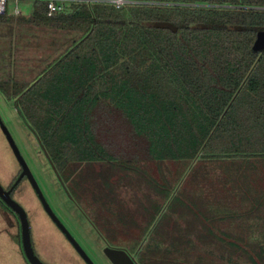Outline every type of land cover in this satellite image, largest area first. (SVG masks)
Here are the masks:
<instances>
[{
	"label": "trees",
	"instance_id": "obj_1",
	"mask_svg": "<svg viewBox=\"0 0 264 264\" xmlns=\"http://www.w3.org/2000/svg\"><path fill=\"white\" fill-rule=\"evenodd\" d=\"M27 2L19 22L81 33L31 86L0 82L59 173L107 159L95 129L103 99L140 152L144 137L148 161L264 162V0L70 2L50 17L45 2Z\"/></svg>",
	"mask_w": 264,
	"mask_h": 264
},
{
	"label": "rangeland",
	"instance_id": "obj_2",
	"mask_svg": "<svg viewBox=\"0 0 264 264\" xmlns=\"http://www.w3.org/2000/svg\"><path fill=\"white\" fill-rule=\"evenodd\" d=\"M125 1L152 3L147 2L152 0ZM187 1L192 5L205 4V0ZM14 5V1L8 0V16L0 21V82L31 86L81 38V33L19 22L12 15ZM18 5L24 18H28L29 2L20 1ZM104 100L96 112L107 116L106 106L112 102ZM13 104L0 92V121L55 210L58 204H64L67 210L73 209L66 199L68 193L74 195L80 190L85 195L91 194L92 200L99 201L95 207L101 215L95 224L105 235L112 231L109 236L112 234L111 238L119 244H133L132 240L139 235L141 240H137L136 246L150 249L153 254V258L150 253L145 254L149 259H144V264H264V212H256L264 210V162L259 167L256 165L262 162L247 167L236 159L213 163L209 159L146 161L142 159L143 155L147 156L142 150L144 137H141L140 152L139 138L129 136L126 122L121 120L122 112L112 105L113 112L108 113L111 123L108 119L105 123L104 118L102 127H97V135H102L99 138L108 152L107 159L71 163L57 176L42 154L36 134ZM97 113L94 112V117L99 121ZM18 169L0 129V185L3 188ZM94 181L95 185L90 184ZM16 197L13 198L26 212L35 240L47 232L57 234L26 182L21 184ZM80 205L85 211L95 210L83 201ZM101 220L108 225L101 224ZM13 232L16 226L12 230L5 214L0 212V264H24ZM154 249L158 253L154 254ZM164 257L169 263H165Z\"/></svg>",
	"mask_w": 264,
	"mask_h": 264
},
{
	"label": "flooded vegetation",
	"instance_id": "obj_3",
	"mask_svg": "<svg viewBox=\"0 0 264 264\" xmlns=\"http://www.w3.org/2000/svg\"><path fill=\"white\" fill-rule=\"evenodd\" d=\"M30 129L31 131H33L32 128ZM38 146L41 149V145L39 142H38ZM43 150L41 149L42 154L44 155ZM47 162L50 165L52 171L55 173V175L58 176L59 172L56 170L53 163L52 162L50 163L48 160ZM18 167H19L18 172L16 173L14 178L10 181L8 186L6 188H3L1 186L4 190L8 191L9 189L13 187L14 183L16 182L17 178L19 177L22 171L19 164H18ZM23 182L27 183L28 187L34 194L28 180L26 179V177H23L18 182V184L14 186V188H12L10 197L13 200H14L13 197L17 198L16 194ZM61 185L63 184L61 183ZM34 197L41 211L46 216V218L50 221V223L52 224V226L57 232V234H55L54 232H47V233L38 235L37 240H35L30 231V226H29L32 250L35 256L37 257V259L43 264H113L107 255V252H108L107 250L118 252L119 257L123 259L124 261H126L128 264L130 263L144 264V261H145L144 259H149L145 257V254L150 253L151 256L153 255L152 252H150L151 251L150 249L146 250V249H143L142 246L141 247L136 246L137 240L140 238L139 235H137L138 236L136 237L137 239L134 238L132 240L133 244L130 243V244L124 245V244H119V242L115 241L114 238L112 239L111 238L113 237L111 236L112 234L109 236L108 233H112V231L109 230L107 231L106 235L105 233L103 234L99 226L95 224V219L99 220V215H100L97 212L98 209L95 207L97 206L99 201L98 199L92 200L91 194L85 195L81 193L80 190H78V193H75L74 195L68 193L66 195V199H67V202H69V204L71 205V208H73L70 210H67L64 204L63 205L58 204L57 210H55L51 206V204L47 201L45 196L43 195L46 203L48 204L52 213L54 214V216L56 217V219L58 220V222L60 223L62 227L57 226L52 221V219L45 213L41 202L38 200L35 194H34ZM82 201L86 203L87 206L91 205L92 207H95V210L94 211L91 210L89 212V211H85L84 209H82V206L80 205V202ZM93 201L95 202L92 203ZM2 204L3 203L0 200L1 213L5 214L7 221L10 222L11 224L12 230H14V225L16 226V232H13L12 237L15 241L16 246L18 247V251L23 260V263L29 264L27 259L25 258V255L22 249L21 228H20L19 219L9 208L8 209L12 212V214L7 212L3 208ZM103 204H102V207H104ZM107 208L108 207L106 206L103 209L107 210ZM95 213H98V214H95ZM102 214L104 213L102 212ZM105 215H108V214H105ZM101 224L108 225L107 221H103V220H101ZM153 252L154 254L158 253L157 250L155 249L153 250ZM151 256L150 258H153V256L152 257ZM157 256H160V255L157 254ZM164 260H165V263H169V261L165 257H164ZM172 264H175V263L173 262Z\"/></svg>",
	"mask_w": 264,
	"mask_h": 264
},
{
	"label": "water",
	"instance_id": "obj_4",
	"mask_svg": "<svg viewBox=\"0 0 264 264\" xmlns=\"http://www.w3.org/2000/svg\"><path fill=\"white\" fill-rule=\"evenodd\" d=\"M255 49L264 51V33L258 34L257 40L255 42ZM18 114L21 117L20 112H18ZM0 129L3 132V135H4V137H5L6 141H7V144L9 146L13 156L15 157L17 163L20 165L21 170H22L20 175H19V177L17 178V180L14 183L12 188H14V186H16L18 184V182L23 177H26V179L28 180V182H29L34 194L37 196L38 200L41 202L45 213L52 219V221L57 226L62 227L60 225V223L58 222V220L56 219V217L54 216V214L52 213V211L49 208L48 204L46 203V201H45V199H44V197H43V195H42V193H41V191H40L35 179L33 178V175L31 174L29 168L27 167V164L24 161L22 155L20 154V152H19V150H18L13 138L11 137L9 131L6 129V127L2 124L1 121H0ZM37 140H38V138H37ZM38 142H39V140H38ZM41 149L43 150L42 146H41ZM43 152H44V155L46 156L47 160L51 163L50 159L48 158V156H47V154L45 153L44 150H43ZM12 188L9 189L8 191H6L0 185V200L19 219L20 228H21L22 249H23L25 258L27 259L28 263L29 264H43L37 259V257L35 256V254H34V252L32 250L31 241H30L29 224H28V221H27L26 213L23 210V208L10 197V193L12 191ZM107 251H108L107 255H108V257L110 258V260L112 261L113 264H128L126 261H124L123 259H121L119 257L118 252H113V251H110V250H107ZM130 264H132V263H130Z\"/></svg>",
	"mask_w": 264,
	"mask_h": 264
},
{
	"label": "built area",
	"instance_id": "obj_5",
	"mask_svg": "<svg viewBox=\"0 0 264 264\" xmlns=\"http://www.w3.org/2000/svg\"><path fill=\"white\" fill-rule=\"evenodd\" d=\"M14 1L15 5L12 9V15L17 17L22 14V11L19 7L20 1H43L46 3V9H47V16H52L56 13H60L64 11L65 3L70 2H86V3H92V2H100L99 0H12ZM7 2L8 0H0V15L5 14L6 8H7ZM103 3H110L114 4L116 8H120L125 4H129L125 0H111V1H101Z\"/></svg>",
	"mask_w": 264,
	"mask_h": 264
},
{
	"label": "crops",
	"instance_id": "obj_6",
	"mask_svg": "<svg viewBox=\"0 0 264 264\" xmlns=\"http://www.w3.org/2000/svg\"><path fill=\"white\" fill-rule=\"evenodd\" d=\"M112 112H113V111H112ZM109 114H110V113H109ZM111 114H112V113H111ZM110 116H112V115H110ZM107 119H108V115H107ZM121 120H122V122H124V121L126 120V119L124 118L123 115H121ZM97 127H99V126L96 124V126H95L96 132H97ZM103 135H104V134H103ZM101 136H102V135H100V137H101ZM107 138H108V134H106V139H107ZM107 140H108V139H107ZM143 152L147 154V152H146L145 149H143ZM142 159L148 161V160H147V156H145V155H143ZM262 165H263V163L258 164V165H256V166L259 167V166H262ZM166 166H168V165L166 164ZM0 212H1V211H0ZM256 212H257L258 214L261 212V214H262V213L264 212V210H263V209H261V210L257 209ZM257 217H258V215H257Z\"/></svg>",
	"mask_w": 264,
	"mask_h": 264
}]
</instances>
